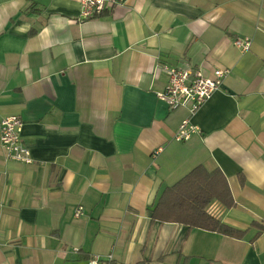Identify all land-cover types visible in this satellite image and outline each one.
Masks as SVG:
<instances>
[{
    "label": "crops",
    "instance_id": "crops-1",
    "mask_svg": "<svg viewBox=\"0 0 264 264\" xmlns=\"http://www.w3.org/2000/svg\"><path fill=\"white\" fill-rule=\"evenodd\" d=\"M116 1L80 20L79 0H0V119L33 159L0 147V264H264V0ZM162 65L230 74L190 117L158 100ZM189 117L199 134L174 141ZM198 166L225 177L234 205L206 211L242 238L151 220Z\"/></svg>",
    "mask_w": 264,
    "mask_h": 264
},
{
    "label": "built area",
    "instance_id": "built-area-1",
    "mask_svg": "<svg viewBox=\"0 0 264 264\" xmlns=\"http://www.w3.org/2000/svg\"><path fill=\"white\" fill-rule=\"evenodd\" d=\"M81 4L80 20L95 18L104 12L110 11L118 5L116 0H79ZM234 47L246 52L250 49L251 40L248 37H237L232 41ZM167 76V83L162 92L156 94L169 110L186 108L190 117L193 116L210 97L220 90L223 80L230 74L228 69H216L211 76H204L199 71L182 69L176 66L162 65ZM189 118L184 119L176 129L174 141L186 142L192 136L199 134V129L191 123ZM23 123L19 117L6 116L0 119V147L8 159L30 165L33 163L30 149L21 138ZM162 148L154 150L156 156ZM83 215L82 208H77L74 217ZM112 256L105 259L92 256L87 264H109Z\"/></svg>",
    "mask_w": 264,
    "mask_h": 264
},
{
    "label": "trees",
    "instance_id": "trees-1",
    "mask_svg": "<svg viewBox=\"0 0 264 264\" xmlns=\"http://www.w3.org/2000/svg\"><path fill=\"white\" fill-rule=\"evenodd\" d=\"M213 200L226 208L234 205L223 174L218 169L208 171L198 166L162 191L151 210V220L242 238L245 232L228 227L208 214L206 208Z\"/></svg>",
    "mask_w": 264,
    "mask_h": 264
}]
</instances>
